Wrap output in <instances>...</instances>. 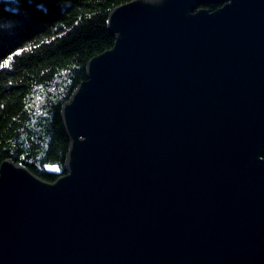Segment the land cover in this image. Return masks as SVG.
<instances>
[{
  "label": "water",
  "instance_id": "obj_1",
  "mask_svg": "<svg viewBox=\"0 0 264 264\" xmlns=\"http://www.w3.org/2000/svg\"><path fill=\"white\" fill-rule=\"evenodd\" d=\"M107 29L67 172L0 163V264H264V0H130Z\"/></svg>",
  "mask_w": 264,
  "mask_h": 264
},
{
  "label": "trees",
  "instance_id": "obj_2",
  "mask_svg": "<svg viewBox=\"0 0 264 264\" xmlns=\"http://www.w3.org/2000/svg\"><path fill=\"white\" fill-rule=\"evenodd\" d=\"M128 1L0 0V163L49 182L67 172L62 105L113 46L107 16Z\"/></svg>",
  "mask_w": 264,
  "mask_h": 264
},
{
  "label": "snow or ice",
  "instance_id": "obj_3",
  "mask_svg": "<svg viewBox=\"0 0 264 264\" xmlns=\"http://www.w3.org/2000/svg\"><path fill=\"white\" fill-rule=\"evenodd\" d=\"M4 65H0V67H3Z\"/></svg>",
  "mask_w": 264,
  "mask_h": 264
}]
</instances>
